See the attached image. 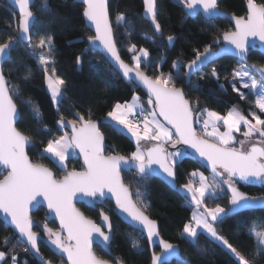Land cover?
Listing matches in <instances>:
<instances>
[{
  "label": "snow or ice",
  "instance_id": "1",
  "mask_svg": "<svg viewBox=\"0 0 264 264\" xmlns=\"http://www.w3.org/2000/svg\"><path fill=\"white\" fill-rule=\"evenodd\" d=\"M31 2L32 0H14L19 6V38L28 43L29 54L38 57V63L44 66L48 91L53 103L59 104L64 99L66 81L57 75L54 67L51 35H39L38 42L34 45L31 43L34 19L30 10ZM181 2L191 15L201 10L209 20L225 15L219 12L218 0ZM82 3L83 17L95 30L94 36H88L89 44L93 49L102 48L109 63L117 68L124 78L139 82L147 89L148 107L145 108L141 98L134 95L131 103H116L107 113L112 121L127 129L135 138L136 150L130 156L105 154L104 135L90 113L87 119L79 113L76 114L78 120L65 121L61 117L57 123L62 129L70 126L71 134L65 132L58 139L48 140L42 153L65 170V175L57 178L51 169L29 159L25 149L31 138L16 127L18 111L14 96L19 95V90L10 85L3 67L0 66V175H3L0 179V213H3L5 220L10 218V224L18 233L16 244L22 245L25 252L34 251L39 255V237L33 229L40 225L34 224L30 213L46 205L48 215L59 220V230H54L45 222L42 231L56 252L67 257V264H111L110 260L98 256L93 250L95 242L102 251L110 255L112 225L109 216L102 210L100 216L103 225H98L87 218L74 203L83 197L89 198V203L97 200L102 202L108 194L115 199L119 211L127 214L135 225L142 226L147 232L149 242L155 244L160 233L156 221L146 214L149 205L143 200L139 189L133 194L130 187L124 183L121 172L125 169L129 172L135 171L139 180H144L156 173L157 170L153 168V165H156L160 172L172 178L174 182V168L178 158L184 154L180 151H168L165 145L170 144L172 148H176L177 145L183 144L207 161L213 178L209 180L203 173L194 171L191 176L198 177V180H189L182 186L191 195L196 207L191 220L183 226L182 238L196 246L199 236L207 234L230 252L236 264H256L257 257L264 256V229L250 230V235L256 242V254L249 259L220 235L214 226V222L221 218L225 209L220 205L208 207L205 200L216 198L224 192L221 184L227 185L230 204L234 208L252 207L257 199L264 200V197H250L236 186L237 180L246 183L259 181L264 184V119L254 112L249 113V119L236 106H232L223 115L208 108L199 110L192 106L184 90L176 86L175 81L179 78L181 67L187 69L185 75L189 77L190 82L191 76L200 72L211 57L219 55L211 51L210 45L206 46L203 52L195 50V58L187 64L173 62L175 76L171 72H161L152 77L146 75L144 70L152 67L147 49H137L135 45H131L128 48L132 53L131 65L121 58L110 20L109 0H82ZM143 4L145 18L150 20L155 33L162 38V27L157 18V0H143ZM44 7L47 8V0H44ZM231 19L235 22V30L223 32L222 40L232 46L237 56L246 59L249 38H258L264 43V2L247 0L246 16L233 15ZM115 23L118 27H125L129 21L125 14L120 12L116 14ZM167 40L171 45L175 37L168 35ZM220 42L219 37L213 41L214 44ZM12 46L11 37L7 42L0 44V62L9 56ZM81 62V57L77 56L76 63ZM255 71L264 80V66L256 68ZM30 75L29 72L24 78L28 79ZM211 75L219 79L215 68ZM232 76L239 80L240 87L255 93V106L264 113V84L256 91L258 81L246 69L234 71ZM232 90L238 92L241 99L245 98V94L240 92L235 84L232 85ZM33 108L38 114V107L33 105ZM196 124L201 125L202 134H198ZM45 131H48L46 127ZM234 133H241L243 139L237 140ZM141 141L155 143L144 150ZM77 149L83 157V170L66 171L65 161L74 156ZM5 170L6 174H3ZM133 182L139 183L138 180ZM2 243L12 246L9 237H5ZM130 243L133 249L139 248L137 240L132 239ZM158 243L162 253L157 255L153 252L152 264H164L167 256L177 254L173 243L162 238ZM6 258L7 252L0 251V262ZM41 261L42 264H52L51 260L43 257ZM11 262L19 264L18 256L13 254ZM116 264L124 262L117 257Z\"/></svg>",
  "mask_w": 264,
  "mask_h": 264
},
{
  "label": "trees",
  "instance_id": "2",
  "mask_svg": "<svg viewBox=\"0 0 264 264\" xmlns=\"http://www.w3.org/2000/svg\"><path fill=\"white\" fill-rule=\"evenodd\" d=\"M257 2H264V0H257ZM246 7L247 0L219 2L220 10L237 17L246 15ZM83 9L84 7L74 0H47V8L44 7V0H37L33 7L37 21L32 31L31 43L36 44L39 35H51L54 45V67L57 75L66 81L64 99L58 107H55L47 89L44 66L38 63L37 57L29 54V46L19 40V15L5 1L0 0V44L7 42L9 37L15 43L11 58L4 66V74L10 85L16 86L19 90V95L14 96V102L21 113L17 128L35 143V146L28 151L32 162L50 167L58 178L65 175V170L58 168L49 157L42 153L48 140L56 139L66 132L57 123L61 117L65 121L78 120L76 114L79 113L87 119L90 113L91 118L100 123L109 154L130 156L136 150L135 141L116 124L108 121L107 113L116 103H131L134 95L139 96L143 104L147 105L148 100L142 90L133 84H127L105 58L90 47L88 36L94 35L86 27ZM109 10L121 58L131 65L132 53L128 51V48L135 45L137 49H147L152 67L144 68V70L152 77L161 72L165 74L171 72L175 76L173 62L187 64L195 58V50L203 52L204 48L211 46L217 37L221 39L223 32L233 31V26L227 19L209 21L202 15L195 18L188 16L181 0H157V18L162 27V38L158 37L150 23L145 21L142 0H110ZM120 12L124 13L129 21L125 27H118L115 23L116 14ZM168 35L175 37L171 45L167 40ZM77 56L81 57L80 64L76 63ZM248 63L264 66V55L251 51ZM242 67L249 69L248 65L236 59L222 58L194 76L190 86L186 85V68L181 67L179 78L175 81L176 86L184 90L192 106L197 101L195 98L197 92L209 94L221 90L228 108L236 106L249 119H251L250 112L264 119V113L259 112L255 106V94L240 87L237 79L232 76L234 71ZM213 68L216 69L219 79L211 75ZM249 70L253 73L251 69ZM29 72L30 77L25 79ZM233 84L245 94L244 99H241L238 92L232 90ZM33 105L38 107V114L34 111ZM45 127L48 131H45ZM196 129L198 134H201L198 124ZM175 167L177 191H173L152 176L139 180L135 172L124 174V183L130 187L133 194L139 189L143 200L149 205L146 213L159 224L162 239L180 247L183 262L174 261L170 264H236L230 252L206 234L199 236L196 246L182 238L183 226L191 220L193 206L191 198L182 193L179 187L192 180L191 173L194 171L209 173L189 154H186ZM73 170H83V163L78 156L67 161L66 171ZM3 174L6 172L4 171ZM2 178L3 175H0V179ZM133 180H138L139 183H134ZM236 186L248 196H264V184L236 182ZM133 198L135 199V195ZM205 203L208 207L220 205L225 209L224 216L214 222V226L220 235L251 259L256 254V242L250 235V230L264 229V210L228 215L230 195L226 190L216 198H206ZM78 207L96 223L101 220L102 210L111 218L114 238L110 250L113 257L95 246L94 252L98 256L111 262L118 257L124 264H151L152 256L147 240L117 216L116 207L112 202L106 201L95 209L85 205ZM32 219L40 225L35 227L34 231L43 238H47L42 231L45 222L58 231L57 224L48 220L47 212L43 208L38 209L32 215ZM5 237L11 238V247L2 243ZM16 238L17 235L0 218V251L7 252V258L2 264H12L13 254L18 256L19 264H40L30 252L23 250L22 245L16 244ZM132 239L139 242L138 249L131 247ZM39 250L42 257L51 260L52 264H62V262L66 264L43 242L39 243ZM154 252L159 253V248H155ZM256 264H264V256H258Z\"/></svg>",
  "mask_w": 264,
  "mask_h": 264
},
{
  "label": "water",
  "instance_id": "3",
  "mask_svg": "<svg viewBox=\"0 0 264 264\" xmlns=\"http://www.w3.org/2000/svg\"><path fill=\"white\" fill-rule=\"evenodd\" d=\"M3 1H5L10 7H12L14 10H15V12L19 15V6L18 5H16L15 3H14V0H3ZM76 3H78V4H80V5H82L83 7H84V5H83V3H82V0H74ZM221 0H218V8H219V2H220ZM142 2H143V0H142ZM37 3V0H32V2L30 3V10L32 11V13H33V23H32V31H33V29H34V26H35V23H36V21H37V15L33 12V7L35 6V4ZM109 4H110V0H109ZM143 6H144V4H143ZM246 9H247V7H246ZM185 10H186V12H187V14H188V16H190V17H192V18H195V17H197L198 15H202L206 20H209L208 18H206V16H205V14L202 12V10L201 11H199L197 14H195V15H191V14H189L188 13V10L185 8ZM110 11V10H109ZM219 12H221V13H224L225 15H223V16H217V17H215L214 19H211V20H215V19H227V20H229L230 21V23H231V25L233 26V31L235 30V22H234V20H232L231 19V17L233 16V15H230V14H228L227 12H224V11H222V10H220V8H219ZM246 16V15H245ZM143 17H144V19H145V21L146 22H148V23H150V25L153 27V29H154V26L151 24V22H150V20L149 19H146L145 18V13H143ZM19 19H20V15H19ZM84 20H85V18H84ZM110 20H111V17H110ZM210 21V20H209ZM85 24H86V27H87V29L88 30H90L91 32H92V34L93 35H95V30H94V28L91 26V25H89L88 23H87V21L85 20ZM114 30V29H113ZM155 31V30H154ZM158 37H160V36H158ZM114 38H115V34H114ZM19 40L23 43V44H25V45H28V43L26 42V41H24V40H21L20 38H19ZM221 40V42L220 43H216V44H214V43H212L211 44V51L213 52V53H219V55H216V56H213V57H211L210 58V60H209V62L205 65V66H203L202 67V69L200 70V72L203 70V69H205V68H207V67H209L210 65H212L213 63H215V62H217V61H219L220 59H222V58H226V57H229V58H233V59H236V60H238L239 62H241V63H243L244 65H248V67L251 69V71L260 79V81L262 82V84H264V80H262L261 79V76L259 75V73L258 72H256L255 71V69L256 68H259L260 66H255V65H251V64H249L248 63V57H249V54H250V52L251 51H257V52H259L260 54H263L264 55V43H262L261 41H259V39L258 38H256V39H253V38H249V47H248V53H247V58L246 59H242V58H240L239 56H237L236 54H235V52H234V49H232V46L231 45H228L226 42H223V40H222V38L220 39ZM90 45V44H89ZM14 46H15V43H13V46H12V48H11V50H10V53H9V56L3 61V62H0V66H2L3 67V70H4V66H5V64L10 60V58H11V55H12V51H13V49H14ZM90 47L92 48V46L90 45ZM93 49V48H92ZM95 52H97V53H99L103 58H105V60L107 61V63L119 74V76L127 83V84H133L134 86H136L137 88H139L140 90H142L145 94H146V96L148 97V93H147V89L146 88H144L142 85H140L139 84V82H131V81H129V80H127L126 78H124L123 77V75H122V73L121 72H119L118 70H117V68H115L111 63H109V61H108V58H107V56H106V54L104 53V51H103V49L102 48H94L93 49ZM186 71H187V69H186ZM200 72H198V73H200ZM198 73H196V74H194V75H192L191 76V78H190V82H189V77L188 76H186V85L187 86H190V84H191V82H192V79L194 78V76H196ZM147 75V74H146ZM17 111H18V118H17V122H16V127L18 126V123H19V121H20V118H21V113H20V110L18 109V107H17ZM76 117H77V119H79V117L76 115ZM161 120H162V118H160ZM97 123V125H98V127H99V129H100V123L99 122H96ZM195 127H196V125H195ZM18 129V128H17ZM64 130L66 131V132H68L69 133V135L71 134V128H70V126L69 127H66V128H64ZM100 131H101V129H100ZM102 132V131H101ZM198 132V131H197ZM104 135V134H103ZM35 146V143L30 139V144L28 145V146H26V152H27V154H28V151H29V149H31V148H33ZM153 145H151L150 147H152ZM149 147V148H150ZM165 148L168 150V151H181V152H184V153H187V154H189L190 156H192L194 159H196L200 164H201V166L203 167V169H205L209 174H211V175H213V172H212V170H211V167L207 164V161H205L203 158H201V157H199V155L197 154V153H195V151L193 150V149H191V148H189L187 145H183V144H180V145H177L176 146V148H172V146L169 144V145H165ZM148 149V148H147ZM146 149V150H147ZM104 151H105V154L106 155H114V154H109V152H108V145H107V142H106V138H105V136H104ZM76 152H77V154H78V157L81 159V161H82V163H83V157L79 154V150L77 149L76 150ZM28 156H29V154H28ZM29 159L31 160V158H30V156H29ZM32 161V160H31ZM45 166V165H44ZM45 167H47V166H45ZM49 169H51L50 167H48ZM153 168L154 169H156L157 171H156V173L155 174H152V175H149V176H152L153 178H156V179H158V180H160L161 182H163L166 186H168L170 189H172L173 191H177L178 190V184H177V180H176V176H175V181L173 182V180H172V178H169V177H166V175L165 174H163L162 172H160L159 170H158V168H157V166L156 165H153ZM52 170V169H51ZM174 171H175V173H176V167L174 168ZM5 172H6V170H5ZM52 172H53V174H54V176H56L57 177V175H56V173L52 170ZM132 172H135V171H132ZM125 173H129V171H127L126 169L125 170H122V172H121V176H122V178H123V180H124V174ZM63 177V176H62ZM62 177H60V178H62ZM58 178V177H57ZM217 180L219 181V178H217ZM236 182H240V183H246V182H244V181H236ZM250 184H256V185H260L261 183L259 182V181H257V182H254V183H250ZM223 187L226 189V191H227V185H224L223 184ZM227 193L230 195V193L227 191ZM251 197V196H250ZM261 197H264V196H261ZM257 198H260V197H257ZM134 199V198H133ZM106 201H110V202H112L113 204H114V206L116 207V203H115V199L113 198V197H111V195L110 194H108L105 198H103L102 199V202L100 201V200H97V201H94V202H91V203H89V198H87V197H83V198H80V199H77V200H75L74 201V203H75V206L79 209V205H85L86 207H88V208H91V209H95L96 208V206H98V205H103ZM40 208H43V209H45L46 210V212H47V207H46V205H43V206H41ZM39 208V209H40ZM38 210V209H37ZM37 210H34L32 213H30V215L32 216L34 213H36L37 212ZM80 210V209H79ZM257 210H264V200H261V199H257L254 203H253V206L252 207H247V208H234V206H232L231 204H230V209H229V211H228V215H230V216H233V215H238V214H241V213H243V212H247V211H257ZM81 211V210H80ZM82 212V211H81ZM116 212H117V216L126 224V225H128L129 227H131L133 230H135V231H137V232H139V233H141L143 236H144V238L147 240V243H148V245H149V248H150V252H151V256H152V254H153V252L155 251V248H159V253H156L157 255H161V253H162V250H161V248L159 247V243H158V241H159V239L160 238H162L161 237V235L159 236V238H156V243L155 244H153V243H151V242H149V240H148V238H147V232L145 231V230H143L142 229V226H137V225H135V223L134 222H132L131 221V219H130V217H128L127 216V214H125V213H121L120 211H119V209L116 207ZM83 213V212H82ZM101 213V212H100ZM84 214V213H83ZM106 214V213H105ZM147 214V213H146ZM47 215H48V212H47ZM85 215V214H84ZM148 215V214H147ZM86 216V215H85ZM149 216V215H148ZM87 217V216H86ZM0 218L5 222V224L17 235V237H18V233L15 231V228H14V226L13 225H11L10 224V218H9V220H5V218H4V215H3V213H0ZM88 218V217H87ZM149 218L150 219H152L150 216H149ZM48 220L50 221V222H55L56 224H57V226H58V230H59V220L58 219H56V218H54V216H49L48 215ZM109 220H110V223H111V225H112V222H111V218H110V216H109ZM153 220V219H152ZM155 221V220H154ZM33 222H34V220H33ZM95 222V221H94ZM96 223V222H95ZM34 224H36L35 222H34ZM96 224H98V225H103V221H102V219L100 220V222L99 223H96ZM156 224H157V229H158V231H159V233H160V227H159V224L156 222ZM35 228V227H34ZM34 230V229H33ZM104 230L105 231H107V227L106 226H104ZM38 237H39V239H38V247H39V243L40 242H43L49 249H50V251L53 253V254H55V255H57V256H59V257H61L65 262H66V264H67V257L66 256H62L61 254H59V253H57L56 252V250L54 249V246L53 245H51V243H50V241L48 240V237L47 238H43L40 234H38ZM113 238H114V229H113V225H112V241H113ZM112 241H111V243H112ZM174 245V244H173ZM95 246H98V247H100L99 246V244L98 243H93V250H94V248H95ZM176 246V252H177V254L176 255H171V256H167V258H166V260H165V262H164V264H170V263H172V262H174V261H178V262H183V259H182V257H181V252H180V247L178 246V245H175ZM101 248V247H100ZM30 252V254L40 263V264H42V261H41V257H42V254L40 253V251H39V255H37L34 251H29ZM109 255V254H108ZM110 256H112L113 257V255H112V253H111V250H110ZM111 264H116V258H114V262H111ZM151 264H152V262H151Z\"/></svg>",
  "mask_w": 264,
  "mask_h": 264
},
{
  "label": "rangeland",
  "instance_id": "4",
  "mask_svg": "<svg viewBox=\"0 0 264 264\" xmlns=\"http://www.w3.org/2000/svg\"><path fill=\"white\" fill-rule=\"evenodd\" d=\"M37 51H39V50H37ZM37 59H38V57H37ZM241 69H246V70H248L249 72H250V68L248 69V68H246V67H242V68H240V69H238V70H241ZM251 73V72H250ZM256 79H257V81H258V84H257V89H256V91H258L259 89H260V87H261V84H262V82L260 81V79L256 76V75H254L253 73H251ZM237 81H238V84H239V86H240V82H239V80L237 79ZM48 89V88H47ZM248 90H250V89H248ZM251 92H253L252 90H250ZM49 92V91H48ZM254 93V92H253ZM49 94H50V96H51V93L49 92ZM255 94V93H254ZM256 97V96H255ZM195 98H196V100L197 101H195L194 102V105H193V107L194 108H197V109H199V110H202V109H204V108H208V109H210V110H213V111H216V112H218V113H220V114H226L227 113V111L230 109V107L229 108H224V107H226V104H225V102H224V100H223V95H222V93H221V90H216L215 92H213V93H209V94H204V93H199V92H197L196 93V95H195ZM51 99H52V97H51ZM53 102V101H52ZM54 104V106L55 107H58L59 106V104H55V103H53ZM144 106H145V108H147L148 107V105H146V104H144ZM258 109V108H257ZM258 111H259V109H258ZM260 112V111H259ZM109 119H111L110 117H108ZM109 121V120H108ZM115 122V121H114ZM255 121H253V123H254ZM113 123V122H112ZM115 124V123H114ZM199 125V127L201 128V125L200 124H198ZM116 126L117 127H119L123 132H125L128 136H130L131 138H133V140L135 141V138L134 137H132V135H131V133H129L128 131H127V129H124L121 125H118V124H116ZM224 129H223V127L221 126V131H223ZM244 129H243V126H242V128H241V131H243ZM69 134V133H68ZM202 134V133H201ZM234 135L236 136V138H237V140H240V139H243V136L241 135V133H234ZM59 138V137H58ZM58 138H56V139H58ZM136 143V142H135ZM155 142H145V141H141V147H142V149H144V150H146L147 148H149L151 145H153ZM167 145H169V144H167ZM181 152V151H180ZM184 155L183 156H181V157H179L178 158V162H177V164L180 162V160L184 157V156H186V154L187 153H184V152H182ZM46 155V154H45ZM47 157H49L48 155H46ZM77 156H78V154H77V152H76V154L74 155V156H70L69 157V159H71V158H77ZM50 159V158H49ZM69 159H67L66 161H65V164H66V166H67V161L69 160ZM58 168H60L61 169V167L57 164V163H55L54 162V160L53 159H50ZM176 164V165H177ZM196 172H201V173H203L206 177H208L209 178V180H211L212 178H213V175H211V174H206L205 172H203V171H196ZM192 180L193 181H197L198 180V177H196V178H194V177H192ZM217 182H219L218 180H217ZM185 185V184H184ZM183 185H181L180 187H179V190L182 192V193H184V194H186V195H188L190 198H191V195L189 194V193H187L184 189H183V187H182ZM221 187L224 189V191L226 190L224 187H223V184H221ZM221 194H223V192L222 193H220L219 195H221ZM218 195V196H219ZM217 196V197H218ZM191 204H192V206H193V211H196V207H195V205L193 204V202H192V200H191ZM201 211H202V209H200ZM193 211H192V213H193ZM226 212V211H225ZM225 212L221 215V218L224 216V214H225ZM220 218V219H221ZM207 235V234H206ZM210 238V237H209ZM219 243V242H218ZM222 246V245H221ZM223 247V246H222ZM224 248V247H223ZM227 250V249H226ZM228 251V250H227ZM229 252V251H228ZM0 264H2V262H0Z\"/></svg>",
  "mask_w": 264,
  "mask_h": 264
},
{
  "label": "crops",
  "instance_id": "5",
  "mask_svg": "<svg viewBox=\"0 0 264 264\" xmlns=\"http://www.w3.org/2000/svg\"><path fill=\"white\" fill-rule=\"evenodd\" d=\"M224 108H228V106L226 105V107H224ZM108 120H109L110 122H113V123L116 124V122L112 121L111 119L108 118ZM245 147L247 148V144L245 145ZM221 215H222V214H221Z\"/></svg>",
  "mask_w": 264,
  "mask_h": 264
}]
</instances>
